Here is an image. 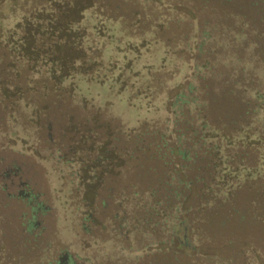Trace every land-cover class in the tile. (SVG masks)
<instances>
[{
    "label": "rangeland",
    "instance_id": "obj_1",
    "mask_svg": "<svg viewBox=\"0 0 264 264\" xmlns=\"http://www.w3.org/2000/svg\"><path fill=\"white\" fill-rule=\"evenodd\" d=\"M93 1L79 24L84 45L101 50L102 76L127 66L125 89L121 80L47 78L41 52L26 61L14 48L16 23L42 0H0V264L64 255L74 264H264L263 159L261 179L240 181L227 202L200 206L195 188L180 186L191 207L183 251L159 199L170 165L131 138L143 122L165 125L167 89L190 73L200 29L216 26L203 49H223L233 33L220 25L235 21L237 2L252 14L248 0Z\"/></svg>",
    "mask_w": 264,
    "mask_h": 264
},
{
    "label": "trees",
    "instance_id": "obj_2",
    "mask_svg": "<svg viewBox=\"0 0 264 264\" xmlns=\"http://www.w3.org/2000/svg\"><path fill=\"white\" fill-rule=\"evenodd\" d=\"M240 2L231 12L235 21L220 25V30L233 33L228 48L203 49L216 26L200 29L190 73L167 89L164 106L169 115L165 125L143 122L131 133L132 141L141 142V147L152 143L157 157L170 165L164 182L169 187L159 199L171 207L163 222L170 224L172 241L183 251L187 250L184 238L191 207L181 185L195 188L198 204L207 206L229 201L243 179L263 176L258 175L257 161L264 160V154L259 153L264 152V0L244 4L252 14L243 12ZM93 6V0H42L40 5L31 6L30 18L22 17L15 25L21 32L15 50L26 61H37L41 52L45 76L58 83L79 76L101 83L121 80L125 89L129 85L120 77L127 66L116 75L102 76L95 69L103 61L101 50L84 45L86 36L79 24L83 12ZM203 52L204 60L198 62ZM150 82L146 78L143 84L151 88ZM223 103L226 112L220 114L216 108ZM108 155L100 153L95 161ZM61 257L59 264H74L70 256ZM214 264L223 263L216 259Z\"/></svg>",
    "mask_w": 264,
    "mask_h": 264
},
{
    "label": "flooded vegetation",
    "instance_id": "obj_3",
    "mask_svg": "<svg viewBox=\"0 0 264 264\" xmlns=\"http://www.w3.org/2000/svg\"><path fill=\"white\" fill-rule=\"evenodd\" d=\"M58 260H59V262H61L62 261V257H60Z\"/></svg>",
    "mask_w": 264,
    "mask_h": 264
},
{
    "label": "water",
    "instance_id": "obj_4",
    "mask_svg": "<svg viewBox=\"0 0 264 264\" xmlns=\"http://www.w3.org/2000/svg\"><path fill=\"white\" fill-rule=\"evenodd\" d=\"M184 237H183V235L181 236V239H183Z\"/></svg>",
    "mask_w": 264,
    "mask_h": 264
}]
</instances>
